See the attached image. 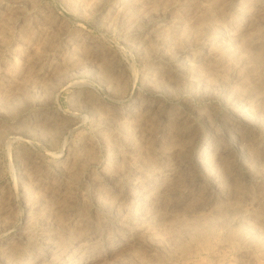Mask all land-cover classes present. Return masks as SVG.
<instances>
[{"label": "rangeland", "instance_id": "374dc122", "mask_svg": "<svg viewBox=\"0 0 264 264\" xmlns=\"http://www.w3.org/2000/svg\"><path fill=\"white\" fill-rule=\"evenodd\" d=\"M77 239L264 264V0H0V264Z\"/></svg>", "mask_w": 264, "mask_h": 264}, {"label": "bare ground", "instance_id": "6f19581e", "mask_svg": "<svg viewBox=\"0 0 264 264\" xmlns=\"http://www.w3.org/2000/svg\"><path fill=\"white\" fill-rule=\"evenodd\" d=\"M140 114H142V115H139L138 117H144L146 115L145 113H140ZM131 115H135V114H131ZM103 238L106 239V236ZM94 242L95 241L92 240L90 244H87V242L85 240L77 239L76 242L74 243L73 247H74L76 253L79 255V257L80 256L82 257V252H85L84 250L88 249V251H89V255L87 257L88 260H91V262H94L95 264H97L100 262L101 259L99 256V248L94 244ZM68 253H69V251H68ZM49 255H50L49 258L51 260L56 261V260H60V259L64 258L68 254L64 250H62V251L57 250V251H54L52 253L50 252ZM191 264H193V263H191Z\"/></svg>", "mask_w": 264, "mask_h": 264}]
</instances>
